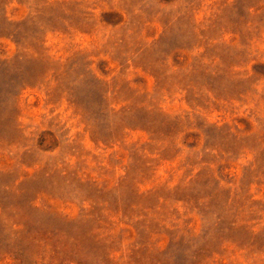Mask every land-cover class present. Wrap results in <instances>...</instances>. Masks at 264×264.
<instances>
[{"label": "rangeland", "instance_id": "1", "mask_svg": "<svg viewBox=\"0 0 264 264\" xmlns=\"http://www.w3.org/2000/svg\"><path fill=\"white\" fill-rule=\"evenodd\" d=\"M0 264H264V0H0Z\"/></svg>", "mask_w": 264, "mask_h": 264}]
</instances>
